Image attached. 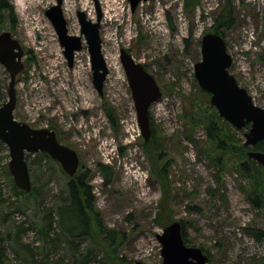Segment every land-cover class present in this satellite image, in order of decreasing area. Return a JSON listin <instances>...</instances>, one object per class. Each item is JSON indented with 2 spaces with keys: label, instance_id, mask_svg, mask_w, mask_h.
<instances>
[{
  "label": "rangeland",
  "instance_id": "374dc122",
  "mask_svg": "<svg viewBox=\"0 0 264 264\" xmlns=\"http://www.w3.org/2000/svg\"><path fill=\"white\" fill-rule=\"evenodd\" d=\"M227 1L202 0L195 12L188 13L182 0L142 2L135 12L129 0H62L70 35L82 36L79 12L92 22H97V5L103 14L100 34L109 74L102 96L93 84L85 41L73 68L68 67L46 16L57 0H13L16 27L9 19L0 24V34L11 32L25 50V70L17 77L15 118L34 129L53 127L60 143L78 153L80 169L90 173L104 225L124 236L117 249L122 264L163 262L157 238L163 228L154 222L161 188L151 175L139 125L136 128L135 104L120 61L122 49L145 66L162 91L149 113L159 143L173 160L168 220L186 225L187 240L204 250L209 264H251L264 259V239L257 241L252 234L264 232V210L255 209L247 199L250 182L233 170L219 179L218 168L204 151V129L196 128L194 142L186 137L187 117L212 106L211 95L204 94L195 79L194 66L202 59L203 36L212 31ZM232 6L234 25L224 31L233 60L230 73L254 104L264 108V0H232ZM9 84L10 74L0 64V107L8 101ZM105 104L115 110L118 129L108 120ZM231 128L246 141L249 129ZM9 162L6 146L0 151V239L20 226L24 232L19 239L13 235L11 241H2L9 264H107L105 252L91 239L68 241L56 225L45 240L38 235L36 224L46 223L42 218L48 212L56 217L54 212L65 197L68 179L61 166L47 161L36 166L31 161V181L43 199L38 208L35 201L14 190L13 177L6 172ZM100 164L110 167L109 181L102 176Z\"/></svg>",
  "mask_w": 264,
  "mask_h": 264
},
{
  "label": "water",
  "instance_id": "95a60500",
  "mask_svg": "<svg viewBox=\"0 0 264 264\" xmlns=\"http://www.w3.org/2000/svg\"><path fill=\"white\" fill-rule=\"evenodd\" d=\"M129 1L132 11L135 12L142 2L151 0ZM97 8V22L88 20L84 12L78 13L82 36L69 34L62 11V0H57V4L46 11V16L55 29L70 69L74 66L76 53L83 50L84 41L86 42L93 84L95 90L102 96L109 70L103 55L100 34L102 13L99 5ZM201 45L202 59L194 66V76L199 87L211 95V105L229 125L239 131L250 126L245 133L247 147L264 142V108L254 104L253 98L230 73L233 60L228 54L225 39L219 34L208 32L203 36ZM24 56L22 44L11 32L0 34V64L10 74L8 101L0 107V142L9 149L8 168L16 188L30 194L33 184L27 155L47 154L71 178L78 173L81 160L75 150L60 143L57 131L47 128L34 129L15 118L17 77L25 70ZM120 61L132 92L143 140L150 142L152 126L149 111L153 104L161 100V88L145 66L138 63L127 50L120 51ZM248 157L264 167V152L250 151ZM182 229V222L176 221L164 228L162 235L157 236L162 247V264H209L210 259L201 248L185 244Z\"/></svg>",
  "mask_w": 264,
  "mask_h": 264
},
{
  "label": "trees",
  "instance_id": "16d2710c",
  "mask_svg": "<svg viewBox=\"0 0 264 264\" xmlns=\"http://www.w3.org/2000/svg\"><path fill=\"white\" fill-rule=\"evenodd\" d=\"M201 1L202 0H182V3L185 11L190 13L195 12V9L201 5ZM6 19L11 21V26L13 28L16 27L17 15L13 0H0V24ZM233 25L234 12L232 0H228L220 16L212 26V31H210V33L219 34L225 39L224 31L231 29ZM261 60L264 62V57H262ZM201 91L210 96V94L203 90ZM104 111L112 126L118 129L120 126L115 110L105 104ZM149 117L152 126V138L150 142L143 141L142 148L151 164V175L161 188L159 210L154 222L157 226L164 229L174 223L171 219L170 221L168 220L169 217L172 216V209L170 208L172 201L170 168L173 165V160L169 157L168 153L156 137V123L150 113ZM186 125V137L187 140L191 142H194L193 137L196 128L200 127L204 129L207 139V146L204 151L211 163L218 168L219 179L223 178L225 172H230L232 170L237 171L242 177L250 182V186L245 192L249 202L255 209L261 211L264 210V167L248 157V152L253 150L264 152V142H260L253 149L248 148L245 145V142L237 137L236 133L233 134L234 130L231 126L219 116L218 111L212 106H209L208 110L202 109L199 113H191L187 117ZM249 127L250 126H248L247 129H249ZM51 130L55 129L51 127ZM4 149H6V146L0 142V151H3ZM26 159L29 167L31 161L32 164L36 166L41 165L45 161L57 164L47 154L43 153H38L34 156L27 155ZM99 170L106 181H109L110 167L100 164ZM60 171L68 179L66 189L63 193L65 197H63V202L54 212L56 217L53 212H48L46 214L47 220L46 217L42 218V222L45 221L46 223L36 224L38 235L42 240H45L48 237L50 230L55 229L54 226L56 225L58 229L67 236L68 241H71L70 239H91L94 244L98 245V247L105 252L104 255L107 264H122L123 260L118 257L117 249L124 240V236L118 235L104 225L100 212L96 208L94 189L90 186L91 176L89 171L79 169L78 173L72 178L65 174L62 168H60ZM6 172L10 177V172L8 170H6ZM13 188L19 195H22L33 202L35 201L36 207L39 208L43 205V199L42 197L40 198L41 192L36 186H33L30 194L18 190L15 186H13ZM0 215H2L1 209ZM7 215L9 214H6L5 216L7 217ZM182 227L185 244L191 246L186 238V225H184L183 222ZM22 230L23 228L20 226L15 233L8 232L2 239H0V264H9L5 250L1 246L2 241H11L13 235L19 239L21 234L24 233ZM252 234L257 241H262L264 239L263 231H253ZM69 244L72 245L73 242H69ZM74 250L79 251L77 246H74ZM34 264L47 263L40 262ZM98 264L103 263L99 262ZM251 264H264V259L253 261Z\"/></svg>",
  "mask_w": 264,
  "mask_h": 264
},
{
  "label": "built area",
  "instance_id": "2783aa9c",
  "mask_svg": "<svg viewBox=\"0 0 264 264\" xmlns=\"http://www.w3.org/2000/svg\"><path fill=\"white\" fill-rule=\"evenodd\" d=\"M134 120L136 121V128L139 129V128H138V124H137L136 117L134 118ZM133 126L135 127V125H133ZM134 131H135V130L133 129V132H134ZM138 134H139V136L141 135L140 133H138Z\"/></svg>",
  "mask_w": 264,
  "mask_h": 264
},
{
  "label": "bare ground",
  "instance_id": "6f19581e",
  "mask_svg": "<svg viewBox=\"0 0 264 264\" xmlns=\"http://www.w3.org/2000/svg\"><path fill=\"white\" fill-rule=\"evenodd\" d=\"M103 15V14H102Z\"/></svg>",
  "mask_w": 264,
  "mask_h": 264
}]
</instances>
